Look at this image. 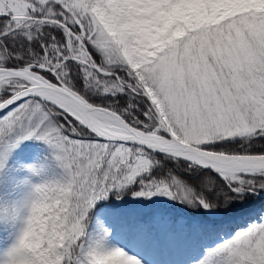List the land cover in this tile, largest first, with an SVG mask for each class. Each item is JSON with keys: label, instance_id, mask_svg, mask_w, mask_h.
Returning <instances> with one entry per match:
<instances>
[{"label": "snow or ice", "instance_id": "6c2138e0", "mask_svg": "<svg viewBox=\"0 0 264 264\" xmlns=\"http://www.w3.org/2000/svg\"><path fill=\"white\" fill-rule=\"evenodd\" d=\"M29 142L55 174L19 159ZM128 198L202 216L97 211ZM17 224L0 264H145L114 237L161 232L202 241L190 264H264V0H0V226Z\"/></svg>", "mask_w": 264, "mask_h": 264}, {"label": "rangeland", "instance_id": "374dc122", "mask_svg": "<svg viewBox=\"0 0 264 264\" xmlns=\"http://www.w3.org/2000/svg\"><path fill=\"white\" fill-rule=\"evenodd\" d=\"M18 157L21 160L27 161V162H33L34 159H40L43 158L48 165L50 174L56 173V165L55 161L53 160L51 156V150H49L46 146H43L42 144L38 142H29L19 153ZM5 193L8 196L10 200H21L23 199L28 189L24 186H20L17 188H13L12 181L10 177H6L5 182ZM106 202V201H104ZM103 201H101L98 205L97 211L103 215L109 208L112 209H118L121 208L124 209V211H137V212H148L150 209L148 208L149 204L145 203H136L131 198H128L121 202H116L115 206L108 205L107 202L104 204ZM152 207L157 206L156 209H159L160 207H163L164 211L171 210V207H178L177 204L174 202H170L166 199H154ZM162 210V208H160ZM177 208H174V212H176L178 217L173 218L174 216L170 213H167L170 217L173 219L177 218H186L187 220L194 221L200 219L202 216V213L196 211V213H192L191 216H186L184 214H181L179 211L175 210ZM243 227V226H241ZM19 228V225L7 227V226H0V236H3L5 231H8L6 236H8V241L6 243H11L13 237L16 234L17 229ZM114 242L118 243L120 246L125 247L126 250L132 252L133 254L137 255L141 260L145 262V264H190V261L194 260L198 255L200 251V245L202 241L197 239H191V240H184L179 239L176 241L170 240L168 238L167 232H161L160 235L157 238V242L151 245H143L139 244L132 240L131 237H129L127 234H121L118 233L114 237ZM210 243V241H208ZM140 248V250H138Z\"/></svg>", "mask_w": 264, "mask_h": 264}, {"label": "trees", "instance_id": "16d2710c", "mask_svg": "<svg viewBox=\"0 0 264 264\" xmlns=\"http://www.w3.org/2000/svg\"><path fill=\"white\" fill-rule=\"evenodd\" d=\"M258 147V146H257ZM104 202V201H103ZM108 201H106V202H104V204H106ZM109 203V202H108ZM108 205H110V204H108ZM111 205H113V207L115 206V204H111ZM153 206V204H149L148 205V208L150 209V212L151 211H154V210H156V206L155 207H152ZM116 207V206H115ZM160 208H162V209H164L163 207H160ZM159 208V209H160ZM174 208H177V209H175V210H177V211H179L181 214H184V215H186V216H191V214L194 212V213H196V209H186L184 206H181V205H178V207L176 206V207H171V210H166V213H170V214H172L174 217H178L177 216V214H176V212H174ZM120 210H123L124 211V209H120ZM161 210V209H160ZM193 215V214H192ZM201 218V217H200ZM240 223V226H245V224H244V222L243 221H241V222H239ZM6 234H7V232L3 235V236H0V244H2V243H4L5 241H6Z\"/></svg>", "mask_w": 264, "mask_h": 264}, {"label": "bare ground", "instance_id": "6f19581e", "mask_svg": "<svg viewBox=\"0 0 264 264\" xmlns=\"http://www.w3.org/2000/svg\"><path fill=\"white\" fill-rule=\"evenodd\" d=\"M138 250H140V248H138ZM170 264V263H169Z\"/></svg>", "mask_w": 264, "mask_h": 264}]
</instances>
